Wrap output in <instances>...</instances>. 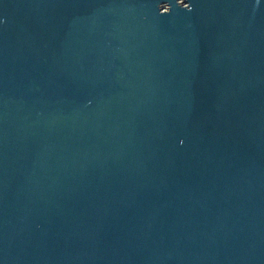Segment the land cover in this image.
I'll return each instance as SVG.
<instances>
[{"label":"water","instance_id":"obj_1","mask_svg":"<svg viewBox=\"0 0 264 264\" xmlns=\"http://www.w3.org/2000/svg\"><path fill=\"white\" fill-rule=\"evenodd\" d=\"M0 264H264V0H0Z\"/></svg>","mask_w":264,"mask_h":264}]
</instances>
